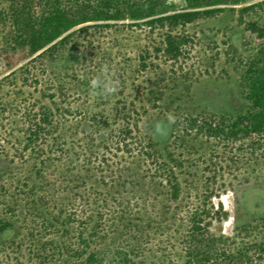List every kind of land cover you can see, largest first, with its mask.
<instances>
[{
  "label": "rangeland",
  "instance_id": "obj_1",
  "mask_svg": "<svg viewBox=\"0 0 264 264\" xmlns=\"http://www.w3.org/2000/svg\"><path fill=\"white\" fill-rule=\"evenodd\" d=\"M10 1L0 0V220L14 228L0 234V264H42L51 254L43 243L62 241L43 234L42 224L62 211L75 213L72 236L91 214L103 215L107 227L122 218L138 225L125 236L130 245L144 243L135 264H184L196 210L207 211L208 235L227 239L229 249L264 239V148L188 129L191 118L230 121L247 111L242 76L264 46L249 25L264 29V8L241 10L264 0L200 8L223 12L175 30L191 41L177 61L157 50L167 29L131 27L126 19L81 24L60 38L71 34L54 61H33L35 54L8 68ZM162 1L164 15L187 9L185 0ZM105 66L116 91L93 95L90 81ZM46 114V130L30 142ZM158 123L165 134L156 133ZM174 178L178 201L170 200Z\"/></svg>",
  "mask_w": 264,
  "mask_h": 264
},
{
  "label": "trees",
  "instance_id": "obj_2",
  "mask_svg": "<svg viewBox=\"0 0 264 264\" xmlns=\"http://www.w3.org/2000/svg\"><path fill=\"white\" fill-rule=\"evenodd\" d=\"M223 1L185 0L186 10L164 15V10L161 9L162 0H11L6 19L11 21L14 32L7 37L3 54L8 68L16 66L21 60L35 54L33 61L41 59L54 61L53 52L64 44L71 34L60 38L79 25L94 21L119 22L129 19L133 21L129 25L131 27L146 26L152 31L167 29L164 35V47L157 50L163 52L169 60L177 61L185 53V48L191 41L187 35L174 34L175 30L179 26L192 24L203 16L211 17L223 12V9H200L218 5ZM239 1L232 0V2ZM37 7L40 8L39 13H36ZM256 7L264 8V2L244 7L241 11L248 12ZM249 30L258 38H264V29L258 23H250ZM16 48H21L23 53L25 51L27 53L18 57L14 53ZM259 54L260 57L250 61L242 76L241 85L246 91L245 99L250 103L247 111L239 113L230 121L221 119L222 121L219 122L216 119L206 118L200 122L199 117L191 118L188 119V129L195 130L198 135L203 134L215 139H248L250 142L247 147L251 151L264 148V46ZM45 123H50L47 114L44 115L43 122L38 123L31 131L30 142L35 141L41 132L46 130ZM177 166L181 167L182 163ZM174 179L175 183H169L170 200L178 201L181 188L177 179ZM64 213L66 212L62 211L50 220L44 219L42 233L52 232L51 234L60 236L62 241L43 243L42 249L51 251V254L41 257L42 264H135V258H138L139 253L143 251V242L136 238L133 243L136 246H134L130 245L125 238L126 232L129 234L132 227L139 228L138 225L133 226L131 222L124 225L122 218L118 225L114 223L107 227L103 224V215H99L98 219L94 220V215L91 214V217H86L80 222L78 233L72 236L73 231L70 225L75 221V213L67 217H64ZM167 214L169 211L163 214L166 221ZM205 215L207 211L203 209L201 213L196 210L190 216V227L185 239L188 252L184 264H258L263 262L264 239L252 241L249 246L239 247L236 250L229 249L227 239L208 235L210 223L204 224L203 216ZM262 221L264 225V217ZM152 223H149L148 230L152 228ZM13 228L12 222L0 220L1 235H7ZM147 229L146 226L143 227L142 232ZM244 230L247 231V227H244ZM122 237L124 238L121 239ZM221 245L223 246L220 247Z\"/></svg>",
  "mask_w": 264,
  "mask_h": 264
},
{
  "label": "clouds",
  "instance_id": "obj_3",
  "mask_svg": "<svg viewBox=\"0 0 264 264\" xmlns=\"http://www.w3.org/2000/svg\"><path fill=\"white\" fill-rule=\"evenodd\" d=\"M108 71V67L105 66L102 69V75L97 76L90 81V89L93 95L101 94L108 96L115 93L117 85L113 80L108 77ZM173 123H175V117L172 114H169L168 124L171 125ZM155 131L157 134L163 135L166 133V128L162 123H158L155 126Z\"/></svg>",
  "mask_w": 264,
  "mask_h": 264
}]
</instances>
